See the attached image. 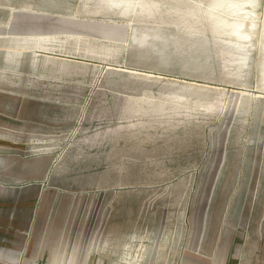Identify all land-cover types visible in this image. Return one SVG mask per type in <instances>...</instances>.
I'll use <instances>...</instances> for the list:
<instances>
[{
	"label": "rangeland",
	"instance_id": "obj_1",
	"mask_svg": "<svg viewBox=\"0 0 264 264\" xmlns=\"http://www.w3.org/2000/svg\"><path fill=\"white\" fill-rule=\"evenodd\" d=\"M133 1L0 0V264H264V0Z\"/></svg>",
	"mask_w": 264,
	"mask_h": 264
},
{
	"label": "bare ground",
	"instance_id": "obj_2",
	"mask_svg": "<svg viewBox=\"0 0 264 264\" xmlns=\"http://www.w3.org/2000/svg\"><path fill=\"white\" fill-rule=\"evenodd\" d=\"M254 1L255 0H214L213 1L214 7L212 8V10L209 11L210 15L215 16V13H218L219 11L224 12V13L226 12L227 14L236 13L238 15V18L234 19L233 21H230L229 19L224 18V17L222 18L218 17L216 21L217 23L221 24L218 28V31L220 33L226 34L230 39L236 40L238 45H241V44L243 45L244 41H246L248 37L246 26L245 28H242L244 24L243 23L244 17L247 16L250 12V10H248L247 8V5H252ZM125 3H126V9H129L130 7H134L137 4H139L142 7H145L147 4L146 1L136 2L133 0H130V1L124 0V4ZM263 30H264V27H263Z\"/></svg>",
	"mask_w": 264,
	"mask_h": 264
}]
</instances>
